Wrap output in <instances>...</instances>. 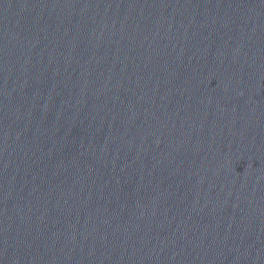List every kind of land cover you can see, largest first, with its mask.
<instances>
[{
  "label": "water",
  "instance_id": "95a60500",
  "mask_svg": "<svg viewBox=\"0 0 264 264\" xmlns=\"http://www.w3.org/2000/svg\"><path fill=\"white\" fill-rule=\"evenodd\" d=\"M0 264H264V0H0Z\"/></svg>",
  "mask_w": 264,
  "mask_h": 264
}]
</instances>
